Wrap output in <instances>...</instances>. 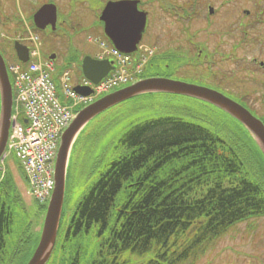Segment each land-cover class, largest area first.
<instances>
[{"label":"trees","instance_id":"16d2710c","mask_svg":"<svg viewBox=\"0 0 264 264\" xmlns=\"http://www.w3.org/2000/svg\"><path fill=\"white\" fill-rule=\"evenodd\" d=\"M211 108L207 125L190 111V120L164 115L130 125L48 264H132V256L134 264H180L236 223L264 214L263 155L240 123ZM21 207L7 174L0 180V264L14 262L39 217ZM85 237L91 251L82 247Z\"/></svg>","mask_w":264,"mask_h":264},{"label":"rangeland","instance_id":"374dc122","mask_svg":"<svg viewBox=\"0 0 264 264\" xmlns=\"http://www.w3.org/2000/svg\"><path fill=\"white\" fill-rule=\"evenodd\" d=\"M67 4L66 1H61L60 10H68L70 4H68V7ZM14 5L10 1L0 2V16L2 17L4 13L10 14ZM20 5L16 2V15H19L21 7L24 18H26L28 11L24 10L23 3H20ZM74 14L78 15L76 18H79V29L81 30L71 42L75 46H80L79 49L82 54L95 56L99 52L100 47L96 41L90 38H102V29H82L85 26L93 25L91 23L95 19L93 17H81L78 10ZM2 20L3 23H0V31L12 40L17 29L15 28V21L6 17L2 18ZM168 21L172 22L175 19H168ZM178 25L180 24H177V27ZM61 29L62 33L69 35L68 30L65 28ZM201 30L193 29L196 33ZM38 32L42 37L44 43L43 51H45L47 45L44 38L46 36L42 30H38ZM200 37L199 33V37L197 38L199 39ZM254 37H256L255 32H252L251 44L241 50V56L245 55L247 60H251L254 56L264 58V53L261 50L264 49V44L261 46ZM10 39L6 43H0V49L5 59L8 57V52L13 49ZM60 41L64 45L68 44L66 38ZM142 42L158 46L160 52L167 53V57L169 58L161 62H163V65L173 66L174 70H160L159 73L162 76L186 82L203 83L204 80L200 79L203 78V66L196 65L193 67V63H189L191 55L195 54L194 44L189 45V29H157L152 24L150 29H146ZM79 60L77 58L78 63ZM247 60H242L241 73H238L240 77L235 81L236 88L244 95L249 93L246 96L249 104L254 109H258L259 113H264L263 105L259 98L253 97L256 95L255 91L253 94L256 83L245 77V75L250 73L245 72L246 66H249ZM190 74L196 77H189ZM116 89L118 88H114L113 91ZM211 106L207 102L188 96L150 93L122 102L91 120L80 133L69 155L64 204L67 220L70 219L79 200L97 179L98 173L104 168V165L119 153L120 149L115 148V145L119 143L118 139L131 127L130 125L164 115H176L190 120L191 115L189 111L200 117L197 119L198 121L207 125L208 120L205 121L204 119H211L209 112H216L212 110ZM6 166L9 176H11L18 193L23 199V207L21 209L32 213L36 211L40 215L39 217H33L32 228L28 233L29 235L38 234L40 233V227L44 218V209L40 208L28 195L24 174L14 154L6 159ZM15 230L16 228H14ZM87 237L91 236L87 235ZM83 239L87 241L82 242V247L85 251H91L94 243L89 241V238L85 237ZM35 243L36 237L25 240L22 246V253L14 257L12 264H26L32 255V251H34ZM203 249L180 264H264V216L253 217L248 221L232 226L218 240ZM7 251L12 255L10 248L7 247ZM143 258L146 260V257ZM129 260L136 262L139 259L132 256L129 257ZM145 260L144 262H146ZM134 263L132 262V264Z\"/></svg>","mask_w":264,"mask_h":264},{"label":"flooded vegetation","instance_id":"af4514ba","mask_svg":"<svg viewBox=\"0 0 264 264\" xmlns=\"http://www.w3.org/2000/svg\"><path fill=\"white\" fill-rule=\"evenodd\" d=\"M7 1L15 3L10 15L16 19V2L23 3L30 24H35L34 14L42 5L53 3L57 6L54 23L49 17L42 20V23H47L43 31L47 45L44 54L52 57L57 64L74 63L71 61L72 49L60 40L66 36L61 28L68 30L72 37L71 29H79V18L74 14L76 10L81 17L95 19L91 23L93 25L82 29H104L105 24L100 17L107 4L134 3L138 11L147 12L146 29L152 24L157 29H189V45L194 44L195 48V54L190 59L193 64L200 62L203 66L206 84L250 107L264 122V113H259L249 104L246 99L249 93H240L235 83L240 77L238 73H241L242 60H247L245 55L241 56V50L251 44L252 32H255L257 42L261 46L264 44V0H0ZM61 1L70 4L68 10H60ZM115 16L120 15L116 13ZM168 19L175 21L169 22ZM177 24L180 25L177 27ZM193 29L202 30L196 33ZM199 33L201 37L198 39ZM261 50L264 53V49ZM247 63L249 66H246L245 72L250 73L245 77L256 83L253 90L256 95L253 97L259 98L264 110V58L254 56ZM77 67L74 69L75 76L80 75Z\"/></svg>","mask_w":264,"mask_h":264},{"label":"water","instance_id":"95a60500","mask_svg":"<svg viewBox=\"0 0 264 264\" xmlns=\"http://www.w3.org/2000/svg\"><path fill=\"white\" fill-rule=\"evenodd\" d=\"M121 3H109L104 9L101 19L105 21V33L115 47L123 52L131 53L137 49V44L142 39L146 25V13L138 12L134 3ZM116 13L120 16L116 17ZM44 17H54L55 22V8L45 6L36 13L35 20L41 28L45 25L39 22ZM117 18L121 22L118 28L112 23L113 19ZM16 49L19 58L26 61L28 59L27 48L17 42ZM82 67L84 75L94 83H98L113 69L112 62L108 59L97 60L89 55L83 59ZM75 89L82 94L92 93V89L89 87L77 86ZM149 93L185 95L217 106L240 121L252 133L264 154L263 122L243 105L213 88L167 77L153 76L140 79L108 93L81 109L62 134L55 164V189L47 207L38 244L26 264H46L52 255L64 209L69 154L80 131L104 111L126 100ZM12 105V86L4 58L0 53V159L5 152L9 138Z\"/></svg>","mask_w":264,"mask_h":264},{"label":"built area","instance_id":"2783aa9c","mask_svg":"<svg viewBox=\"0 0 264 264\" xmlns=\"http://www.w3.org/2000/svg\"><path fill=\"white\" fill-rule=\"evenodd\" d=\"M12 70L16 75V112L24 110L30 119V124L25 127L15 116L12 145L29 172L37 194L45 197L53 187L50 168L58 135L72 119L73 107L89 101L91 97H80L72 91L65 75L62 78L63 93L72 102L63 105L48 70L45 71L41 65L33 63L27 70L14 65ZM127 78L126 75L118 76L116 80H110L103 90Z\"/></svg>","mask_w":264,"mask_h":264},{"label":"snow or ice","instance_id":"6c2138e0","mask_svg":"<svg viewBox=\"0 0 264 264\" xmlns=\"http://www.w3.org/2000/svg\"><path fill=\"white\" fill-rule=\"evenodd\" d=\"M112 23L114 24V26H116L117 28L120 26V20L117 18V19H114L113 21H112Z\"/></svg>","mask_w":264,"mask_h":264}]
</instances>
